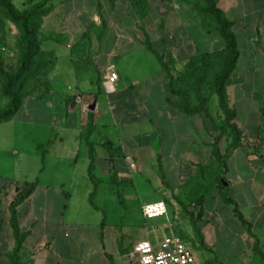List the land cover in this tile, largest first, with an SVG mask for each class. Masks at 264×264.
Here are the masks:
<instances>
[{
	"label": "crops",
	"instance_id": "crops-1",
	"mask_svg": "<svg viewBox=\"0 0 264 264\" xmlns=\"http://www.w3.org/2000/svg\"><path fill=\"white\" fill-rule=\"evenodd\" d=\"M39 1L13 0L21 10ZM202 3L48 1L53 8L41 18L39 39L41 49L52 55L49 66L28 83L14 116L0 122V264H13L11 255L17 247L11 204L20 187L34 181L38 183L34 191L16 207L20 230L27 233L18 251L21 264H134L126 258L128 248L143 238L120 223L122 218L103 224L100 213L107 203L120 202L116 194L123 192L124 181L139 176L144 187L157 193L154 199L140 200V211L147 203L175 202L173 193L190 210L203 207L200 224L208 246L207 211L213 214L209 200L224 204V191L215 183L197 187L193 182L187 193L182 187L198 179L199 167L214 160L212 140L200 115L183 114L168 102V75L159 60L153 63L154 52L146 44L170 61L174 75L185 71L192 56L224 48L222 36L213 25H206L210 19L196 8ZM217 6L233 22L238 41L240 55L226 90L244 133L243 145L229 150L227 171L221 166L219 177L229 183L223 185L248 221L239 219L241 230L231 239L233 249L240 240L246 250L228 264H264V152L251 150L264 141V0H217ZM1 22L0 36L6 41L0 44V56L7 66H15L18 52L14 54L10 43L14 32L6 19ZM109 65H115L119 80L115 91L104 92ZM78 93L89 109L76 103ZM26 100L35 105L26 107ZM6 103L0 81V105ZM93 103L96 107L91 110ZM212 103L216 110V95ZM90 112L95 127L90 138L96 154L94 172L102 180L94 197L98 208L90 202L94 184L84 137ZM106 140L115 148L112 156ZM175 209L174 223H191ZM184 233L196 240L193 228ZM196 258L198 264L209 262L205 256Z\"/></svg>",
	"mask_w": 264,
	"mask_h": 264
},
{
	"label": "trees",
	"instance_id": "trees-1",
	"mask_svg": "<svg viewBox=\"0 0 264 264\" xmlns=\"http://www.w3.org/2000/svg\"><path fill=\"white\" fill-rule=\"evenodd\" d=\"M48 1L49 0H42L21 10L14 4L13 0H0L2 12L0 14V31L2 18L9 19L17 24L20 29V46L18 48L16 65L7 66L5 60L0 56V81L2 93L7 99L6 105H0V122L9 120L14 116L22 106L23 99L27 94L28 83L37 80L49 66L52 55L41 49V42L39 39L41 18L53 8L52 5L47 6ZM196 8L199 13L206 15V17L210 19L211 22L206 25H213L222 36L225 41L224 48L192 56L186 63L185 71L179 75H174L171 71L170 61L165 60L163 55L157 52L149 42H146V44L148 48L157 55L164 71L168 75V89L170 94L167 98L168 102L177 107L183 114L200 115L206 127L209 128L208 120L215 123V119L209 108V103L213 96L216 95L224 122L221 125L214 124V129L219 131V134L215 136L212 142V155L214 160L220 164L226 172V158L229 150L242 146L244 138L243 130L239 127L236 120L237 111L235 107L230 105L226 90L227 82L237 65L240 51L236 35L233 31V22L229 20L224 11L217 6V0H203L202 5H196ZM206 84L210 85V94L208 95L205 94ZM193 99L195 100L193 101ZM94 129V117L93 113L90 112L88 127L84 137L90 149L88 173L94 184V189L90 194V202L94 208H98L94 202V197L99 183L102 180L94 172L96 167V154L94 144L90 140ZM227 132L229 133L231 141L226 153H223L220 147V141ZM105 144L112 156L116 152L112 142L106 140ZM37 184V181H34L20 187L11 204V223L17 240V247L14 254L11 255L13 264H21L18 251L27 235V233L20 230L16 207L25 198L30 196ZM219 187L222 191L228 188L223 185L221 177H219ZM119 196H121V194H119ZM201 196V201H203V195ZM176 198L179 199L178 197ZM225 199L227 203L233 205V211L236 216L243 223L248 224V221L239 210L235 200H233L230 195L226 196ZM179 203L189 217L194 233L199 239L200 244L207 248L202 226L200 224L204 214L203 207L196 212L195 210H190L181 200H179ZM103 224H105V218Z\"/></svg>",
	"mask_w": 264,
	"mask_h": 264
},
{
	"label": "rangeland",
	"instance_id": "rangeland-1",
	"mask_svg": "<svg viewBox=\"0 0 264 264\" xmlns=\"http://www.w3.org/2000/svg\"><path fill=\"white\" fill-rule=\"evenodd\" d=\"M6 19L10 25L11 30H13L12 35V41L10 42L12 44V47L14 48V54L16 55L18 52V48L20 46L19 40H20V34H19V26L17 24L13 23L7 18ZM4 23L1 22V31L3 30ZM0 31V32H1ZM3 34V33H2ZM6 38L3 36H0V44L5 43ZM154 56L153 63L158 62V57L155 53H152ZM147 66L152 65V63L146 61ZM172 69V67H171ZM103 91L108 92L106 87L103 86ZM205 94H210V85H205ZM195 99H193L194 101ZM35 104L30 103L29 100H26V107H32ZM213 106L212 99L209 103V108L211 111L212 116L215 119V123L208 120L209 128H207V132L209 134V139L214 141V138L216 135L219 134V131H216L214 129L215 125H221L223 124V117L221 114V111L219 109V105L216 106V110L214 108H211ZM203 119V118H202ZM231 138L229 136V133L227 132L225 136L220 141V147H224L222 151L225 149L227 150L229 144H230ZM245 144V143H244ZM258 146H253L251 148L253 153L258 152H264V141L263 139L259 142H257ZM249 145V142L247 143ZM226 146V147H225ZM201 166V165H200ZM220 167L221 165L218 164L215 160H212L208 162L207 165H203L199 167L198 169V179L189 180L186 182L185 186L182 187L183 192L187 193L188 190H190L191 184L193 182L197 183V187L201 185V183H204V185L207 187L212 186L214 183L216 185H219V176L220 173ZM203 175V179L201 176ZM205 181V182H202ZM162 183H165L164 180H162ZM100 184V183H99ZM123 192H117V199L120 201L114 204V202H109L105 205V207L102 209V212L100 215H102L103 220L105 218V221L112 223L113 219L118 220L119 218H122V222L124 225H129L133 227L138 233L139 238L143 239H150V240H157L164 236V234H170L171 232L182 234L189 242L190 246L195 250L196 255L199 259H201L203 256L207 257L209 259V262L207 261L206 264H228L231 262L234 257L244 249L246 250V246L244 243H242L240 240L236 242V246L233 249V244L231 239L235 238L236 234H239L241 230V223L239 222V218L235 216V213L233 211V205L229 203H218L216 200H209L208 204V210H212L213 214H210V211L207 215V222L210 223V227L207 229V239L206 244L208 245L207 248L203 247L201 244H199V239L196 237V240L190 239L187 237V235L184 233V231H187L188 233H191L192 224L189 222H183L181 225L179 223H174L171 219L173 216L177 214L175 207H178L180 210V215H185V211L181 204L179 203V199H176V196L173 197L170 196L172 199L174 198L175 204L172 202H167V209H168V216L167 217H161V218H155V219H146L143 215V210L141 208L140 211V200L142 201L143 198L149 197V198H155L157 197L156 191L152 190L151 188H146L142 184V179H128L124 181L123 183ZM121 186V185H120ZM106 188V187H104ZM167 192V190H165ZM149 195L147 196V194ZM168 193V192H167ZM121 194V196H119ZM171 194V193H170ZM169 194V195H170ZM124 195V196H123ZM230 195L229 189L226 188L224 190V199L226 196ZM126 197V199L124 198ZM123 200V202H122ZM165 201H168L165 199ZM182 201V200H181ZM127 202V205H126ZM183 202V201H182ZM188 207V204H185ZM129 208V209H127ZM136 208H138V211H136ZM217 209V211H216ZM197 212V210H196ZM92 213L93 210H92ZM92 222V221H91ZM92 224V223H91ZM141 227V230H140ZM144 231V232H143ZM150 232V234L146 235V233ZM142 239V240H143ZM198 241V242H197ZM196 242L199 244V247L196 245ZM133 251L132 247L128 248V254L126 255V258L129 260L130 263H134L137 258H131V252Z\"/></svg>",
	"mask_w": 264,
	"mask_h": 264
},
{
	"label": "built area",
	"instance_id": "built-area-1",
	"mask_svg": "<svg viewBox=\"0 0 264 264\" xmlns=\"http://www.w3.org/2000/svg\"><path fill=\"white\" fill-rule=\"evenodd\" d=\"M119 74L115 65H109L105 69V86L107 91H115ZM76 103L85 105L83 96L78 93L74 96ZM134 166V163H130ZM143 215L147 219L167 217V203L164 200L147 203L142 207ZM131 258H137L134 264H198L194 249L190 242L182 234L171 232L157 240L148 238L140 240L133 247Z\"/></svg>",
	"mask_w": 264,
	"mask_h": 264
},
{
	"label": "water",
	"instance_id": "water-1",
	"mask_svg": "<svg viewBox=\"0 0 264 264\" xmlns=\"http://www.w3.org/2000/svg\"><path fill=\"white\" fill-rule=\"evenodd\" d=\"M95 107H96V104L93 103V104L90 106V109H91V110H94ZM222 182H223V184H224L225 186H227V185L229 184L224 178H222Z\"/></svg>",
	"mask_w": 264,
	"mask_h": 264
}]
</instances>
